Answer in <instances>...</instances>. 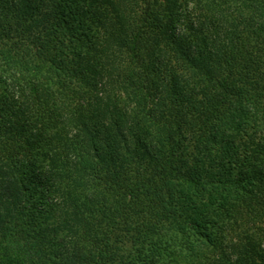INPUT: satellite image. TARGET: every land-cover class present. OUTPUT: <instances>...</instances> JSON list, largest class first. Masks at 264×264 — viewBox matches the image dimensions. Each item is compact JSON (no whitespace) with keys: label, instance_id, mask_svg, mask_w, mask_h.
Listing matches in <instances>:
<instances>
[{"label":"trees","instance_id":"16d2710c","mask_svg":"<svg viewBox=\"0 0 264 264\" xmlns=\"http://www.w3.org/2000/svg\"><path fill=\"white\" fill-rule=\"evenodd\" d=\"M177 234L264 264V0H0V264Z\"/></svg>","mask_w":264,"mask_h":264},{"label":"rangeland","instance_id":"374dc122","mask_svg":"<svg viewBox=\"0 0 264 264\" xmlns=\"http://www.w3.org/2000/svg\"><path fill=\"white\" fill-rule=\"evenodd\" d=\"M202 233H204L205 239L212 238L215 234L214 230L210 227H204ZM164 240H160L151 253H148V258H142L140 257V260L138 264H171V262L163 261L159 257H165L167 259L171 258V254H174V252H180V248L182 247L180 244L182 241L187 240L190 245L195 247V249L206 250L207 247L203 245L204 238H201L198 235L190 234L186 236H182L180 234H177L175 239H169V237L163 238ZM196 240V241H195ZM158 241V240H157ZM198 241V242H197ZM147 250V249H146ZM146 250H143L142 252L145 253ZM152 254V255H149Z\"/></svg>","mask_w":264,"mask_h":264}]
</instances>
